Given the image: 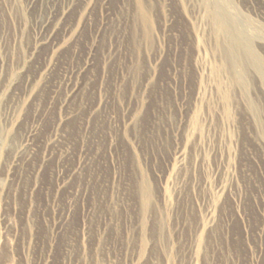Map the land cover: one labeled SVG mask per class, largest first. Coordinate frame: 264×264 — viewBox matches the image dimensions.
<instances>
[{"label":"rangeland","instance_id":"374dc122","mask_svg":"<svg viewBox=\"0 0 264 264\" xmlns=\"http://www.w3.org/2000/svg\"><path fill=\"white\" fill-rule=\"evenodd\" d=\"M28 1L0 0V264H264V0Z\"/></svg>","mask_w":264,"mask_h":264},{"label":"bare ground","instance_id":"6f19581e","mask_svg":"<svg viewBox=\"0 0 264 264\" xmlns=\"http://www.w3.org/2000/svg\"><path fill=\"white\" fill-rule=\"evenodd\" d=\"M32 1L33 0H30V2L28 1V3L32 4ZM227 11L229 12V10H226V12ZM211 17L216 28H218V30L223 32V34L226 36V55L231 65L233 67H241L244 63H250L258 72H260V74H263V71L260 67L259 57L254 50L251 40L246 37L243 32L234 29L232 25L233 20L226 17L221 11H213L211 13ZM54 21V17L41 16L38 19L40 27L43 28H48L49 26H52ZM47 42L48 38L42 36L37 40L36 44L40 45ZM239 78H243L242 73H240Z\"/></svg>","mask_w":264,"mask_h":264}]
</instances>
